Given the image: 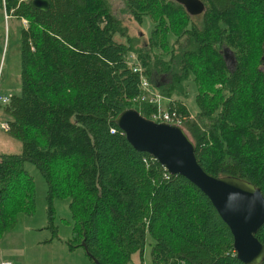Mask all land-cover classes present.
Here are the masks:
<instances>
[{"label":"trees","instance_id":"1","mask_svg":"<svg viewBox=\"0 0 264 264\" xmlns=\"http://www.w3.org/2000/svg\"><path fill=\"white\" fill-rule=\"evenodd\" d=\"M200 1L202 13L190 16L173 0H121L130 19L151 23L139 46L107 0H48L45 12L30 0H0L3 16L25 20L20 89L0 106L6 132L21 144L0 154V234L18 213L34 211L29 162L46 184L45 228L55 233L52 200L67 199V248L81 247L91 264H127L146 236L152 264H242L207 197L135 150L114 124L127 108L147 119L155 112L130 100L139 92L126 63L133 54L167 108L185 116L180 127L200 167L244 179L264 198V0ZM255 237L264 246V223Z\"/></svg>","mask_w":264,"mask_h":264},{"label":"rangeland","instance_id":"2","mask_svg":"<svg viewBox=\"0 0 264 264\" xmlns=\"http://www.w3.org/2000/svg\"><path fill=\"white\" fill-rule=\"evenodd\" d=\"M111 12L120 19L126 28V34L134 44L142 45L149 35L151 23L144 17L142 23L137 24L123 11L121 0H107ZM24 25L21 20L7 18L0 12V95L18 93L20 89V41L19 29ZM117 41H124V37L114 34ZM224 61L228 68L233 64L232 52L225 51ZM184 98L190 116L196 111L193 100L194 91L189 85ZM168 99L162 97L159 107L166 110ZM4 103H0V106ZM6 114L0 108V123L5 122ZM21 144L8 133L0 129V154L19 153ZM26 172L34 182V211L30 215L18 213L12 221V228L0 234V254L13 264H81L76 262L72 253L84 254L81 247L72 252L67 248L66 240L70 236L71 220L68 210V200L55 198L52 200V224L55 233L45 228L46 225V184L35 166L29 162L23 164ZM39 242V243H36ZM151 239L146 236L142 254H131L127 264H152L149 254ZM87 257V256H85ZM88 263L91 264L86 258Z\"/></svg>","mask_w":264,"mask_h":264},{"label":"water","instance_id":"3","mask_svg":"<svg viewBox=\"0 0 264 264\" xmlns=\"http://www.w3.org/2000/svg\"><path fill=\"white\" fill-rule=\"evenodd\" d=\"M173 1L190 16L204 9L200 0ZM30 4L42 12L49 6L48 0H30ZM227 50L222 49L223 56ZM260 60L264 63V43ZM114 124L135 150L147 153L168 174L185 178L207 197L227 226L233 251L242 264H260L264 260V246L255 237L264 223V198L258 188L238 177L207 174L196 161L192 141L178 125L153 122L133 108L120 111Z\"/></svg>","mask_w":264,"mask_h":264},{"label":"built area","instance_id":"4","mask_svg":"<svg viewBox=\"0 0 264 264\" xmlns=\"http://www.w3.org/2000/svg\"><path fill=\"white\" fill-rule=\"evenodd\" d=\"M25 25V20H21ZM126 63L131 66L133 72L138 75V94L132 97L131 102H145L148 104L155 105V112L150 115V120L156 123H170L180 126L184 121L185 116H182L175 112V110H166L162 112L159 107V100L162 98L157 91H155L149 84L148 80L145 78L142 67L140 63L136 60L133 54H128L126 56ZM9 95H0V102L5 103L8 100ZM190 116V115H189ZM191 117V116H190ZM0 129L7 131L8 124L6 122L0 123ZM0 264H11L9 261H0Z\"/></svg>","mask_w":264,"mask_h":264},{"label":"crops","instance_id":"5","mask_svg":"<svg viewBox=\"0 0 264 264\" xmlns=\"http://www.w3.org/2000/svg\"><path fill=\"white\" fill-rule=\"evenodd\" d=\"M36 243H39V242H36ZM74 250V249H73ZM69 252H72V250H70ZM73 256H74V259L76 262L78 263H81V264H89L88 261H87V257H85V253L84 254H77V253H72ZM3 256L0 254V261H9L7 258H2ZM11 263V262H10ZM13 264V263H11Z\"/></svg>","mask_w":264,"mask_h":264},{"label":"bare ground","instance_id":"6","mask_svg":"<svg viewBox=\"0 0 264 264\" xmlns=\"http://www.w3.org/2000/svg\"><path fill=\"white\" fill-rule=\"evenodd\" d=\"M141 64V63H140ZM1 103V102H0ZM8 104V103H7Z\"/></svg>","mask_w":264,"mask_h":264}]
</instances>
